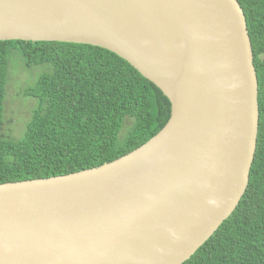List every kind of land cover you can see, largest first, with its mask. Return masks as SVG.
I'll return each instance as SVG.
<instances>
[{
    "label": "water",
    "instance_id": "water-1",
    "mask_svg": "<svg viewBox=\"0 0 264 264\" xmlns=\"http://www.w3.org/2000/svg\"><path fill=\"white\" fill-rule=\"evenodd\" d=\"M0 40L106 48L172 106L113 161L0 183V264H182L234 212L260 123L239 0H0Z\"/></svg>",
    "mask_w": 264,
    "mask_h": 264
},
{
    "label": "trees",
    "instance_id": "trees-1",
    "mask_svg": "<svg viewBox=\"0 0 264 264\" xmlns=\"http://www.w3.org/2000/svg\"><path fill=\"white\" fill-rule=\"evenodd\" d=\"M239 2L259 80L257 149L238 206L182 264H264V0ZM14 50L25 67H43L24 90L36 106L18 138L3 133ZM171 113L161 88L111 50L74 42L0 40V183L64 175L113 161L150 140Z\"/></svg>",
    "mask_w": 264,
    "mask_h": 264
},
{
    "label": "rangeland",
    "instance_id": "rangeland-1",
    "mask_svg": "<svg viewBox=\"0 0 264 264\" xmlns=\"http://www.w3.org/2000/svg\"><path fill=\"white\" fill-rule=\"evenodd\" d=\"M13 52L15 57L11 60L6 85L3 133L11 138H18L24 134L26 123L36 106V100L26 97L24 90L35 82L43 71V67L27 68L18 51L14 50Z\"/></svg>",
    "mask_w": 264,
    "mask_h": 264
}]
</instances>
